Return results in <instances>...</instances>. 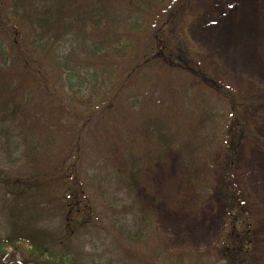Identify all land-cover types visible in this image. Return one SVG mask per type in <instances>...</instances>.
Wrapping results in <instances>:
<instances>
[{"label": "trees", "instance_id": "obj_1", "mask_svg": "<svg viewBox=\"0 0 264 264\" xmlns=\"http://www.w3.org/2000/svg\"><path fill=\"white\" fill-rule=\"evenodd\" d=\"M193 1L0 0V264H264L238 169L250 145L264 152L260 113L188 40ZM172 150L197 205L224 207L211 252L167 250L137 207ZM103 235L115 258L90 259Z\"/></svg>", "mask_w": 264, "mask_h": 264}, {"label": "rangeland", "instance_id": "obj_2", "mask_svg": "<svg viewBox=\"0 0 264 264\" xmlns=\"http://www.w3.org/2000/svg\"><path fill=\"white\" fill-rule=\"evenodd\" d=\"M186 17L184 32L188 40L207 56L203 61L213 77L236 90V98L248 104L249 110L260 113L258 122L248 117L264 139V0H194ZM239 161L244 189L264 214V152L252 144ZM147 179L150 187L138 193L137 207L150 209L157 216V230L167 250L211 252L226 231L224 207L197 205L187 192L188 183L176 152L172 150L168 160L157 165ZM10 214L22 215V222L10 221V225L16 223L18 230L26 233L29 228L24 212L13 208ZM29 226L41 231L40 223ZM1 229L7 231L6 227ZM1 233L5 234L3 230ZM104 236L85 246L90 259L99 253L115 258L103 253L108 247L115 249ZM262 245L264 252V239Z\"/></svg>", "mask_w": 264, "mask_h": 264}]
</instances>
